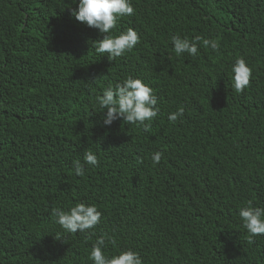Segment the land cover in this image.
<instances>
[{
    "label": "trees",
    "instance_id": "16d2710c",
    "mask_svg": "<svg viewBox=\"0 0 264 264\" xmlns=\"http://www.w3.org/2000/svg\"><path fill=\"white\" fill-rule=\"evenodd\" d=\"M129 3L109 35L131 28L140 42L110 62L92 48L104 34L72 15L79 0H0V264H94L100 238L106 257L142 264H264V235L248 244L239 217L249 201L264 209V0ZM176 35L220 52L178 57ZM238 58L252 70L242 94ZM128 77L158 100L148 132L104 125L98 98ZM89 150L99 166L77 176ZM77 203L101 220L71 234L52 211Z\"/></svg>",
    "mask_w": 264,
    "mask_h": 264
},
{
    "label": "clouds",
    "instance_id": "9594fccd",
    "mask_svg": "<svg viewBox=\"0 0 264 264\" xmlns=\"http://www.w3.org/2000/svg\"><path fill=\"white\" fill-rule=\"evenodd\" d=\"M134 12L129 0H79L78 10H74L72 15L78 22L86 24L89 28L98 29L101 34H104V39L94 42L92 48H95L97 54L103 56L107 54L111 62L133 50L140 42L138 33L131 28L116 37L109 35L115 29L118 19L132 16ZM201 43L204 48L210 47L213 51L220 52L218 40L202 39L197 36L189 41L178 35L172 37L174 51L178 57L184 53L192 57L197 56V45ZM232 72L234 74L233 89L236 93L242 94L250 86L252 70L243 58H238L232 67ZM98 102L100 107L106 110L105 126H110L117 119H123L127 125H143V130L148 132L150 125L145 122L154 120L159 113L158 100L153 90L140 79L132 77H128L122 84H117L115 88L105 89L102 98H98ZM183 115L184 108L181 106L176 113L169 115L168 120L175 124ZM162 155V152H156L152 156L153 163L159 164ZM140 162L143 163L142 160ZM85 164L99 166L97 157L90 150L85 152L83 163L80 160L73 162L77 176L85 174ZM52 215L56 217L55 223L71 234L91 230L101 220V212L96 206H88L85 203H77L70 212L53 209ZM239 217L248 232V244L255 242L253 237L264 235V209L253 207L252 202L249 201L247 207L240 210ZM56 239L61 238L56 235ZM105 247V238L98 239L93 245L90 259L94 261V264H142L139 254L130 250L110 258L106 257L102 251Z\"/></svg>",
    "mask_w": 264,
    "mask_h": 264
}]
</instances>
